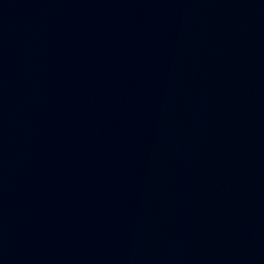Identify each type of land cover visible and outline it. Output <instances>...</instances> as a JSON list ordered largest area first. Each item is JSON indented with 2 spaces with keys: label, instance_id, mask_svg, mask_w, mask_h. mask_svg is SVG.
Listing matches in <instances>:
<instances>
[{
  "label": "water",
  "instance_id": "95a60500",
  "mask_svg": "<svg viewBox=\"0 0 264 264\" xmlns=\"http://www.w3.org/2000/svg\"><path fill=\"white\" fill-rule=\"evenodd\" d=\"M0 264H264V0H0Z\"/></svg>",
  "mask_w": 264,
  "mask_h": 264
}]
</instances>
